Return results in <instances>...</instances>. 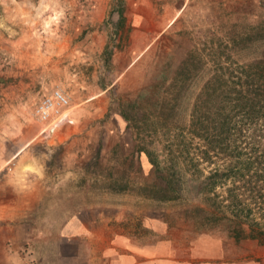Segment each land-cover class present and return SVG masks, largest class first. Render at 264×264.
Segmentation results:
<instances>
[{"label":"rangeland","instance_id":"rangeland-1","mask_svg":"<svg viewBox=\"0 0 264 264\" xmlns=\"http://www.w3.org/2000/svg\"><path fill=\"white\" fill-rule=\"evenodd\" d=\"M12 60H84L69 66L92 74L49 85L34 64L6 92L22 76ZM126 60L134 61L125 68ZM251 60H264V0H0V90L25 96L8 107L0 243L82 254L91 235L95 249L136 255L209 259L223 249L239 264L264 256V245L227 235L226 209L202 192L206 173L190 172L182 157L175 169L171 162L176 144L193 157L187 129L204 82ZM52 89L68 105L43 136L32 108Z\"/></svg>","mask_w":264,"mask_h":264},{"label":"trees","instance_id":"trees-1","mask_svg":"<svg viewBox=\"0 0 264 264\" xmlns=\"http://www.w3.org/2000/svg\"><path fill=\"white\" fill-rule=\"evenodd\" d=\"M117 15L121 23L122 7ZM216 72L191 108L187 130L196 140L193 157L186 159L189 148L176 144L172 166L182 157L190 172H205L202 192L213 193L212 200L226 209L220 215L232 224L227 235L264 245V151L258 149L264 148V60L232 62L226 75Z\"/></svg>","mask_w":264,"mask_h":264},{"label":"crops","instance_id":"crops-1","mask_svg":"<svg viewBox=\"0 0 264 264\" xmlns=\"http://www.w3.org/2000/svg\"><path fill=\"white\" fill-rule=\"evenodd\" d=\"M170 22L171 21H169V23ZM97 37L98 43L102 45L104 41L103 37L101 35H98ZM82 61L84 60H12V63L15 62V67L20 68L22 76L21 78L15 77L12 81H16V83L8 85V90L6 92H9V87L14 86L15 88L17 81H24L27 78V74L29 78V75L33 74L32 69H35V67H37L35 75H38V73L40 75L42 74L41 67L44 69L43 71L45 74L48 73L50 78L47 80L48 82H51L49 85L54 82L58 84L57 80H68L70 79V75L76 76V78L84 84L86 79L91 78L92 73L85 71L87 68H84V71H81L78 67L71 68L69 66L72 63H82ZM110 61V64L114 65L117 60ZM133 61L134 60H126V62H124V65H126L125 68ZM34 64L38 65L34 67ZM89 64L90 61L86 63V65ZM30 70L31 72H29ZM45 77L46 76L41 78V76H39L37 82H40V79H45ZM84 88L87 89V86H84ZM4 89L5 88L0 90V170L8 166V107H18L19 104H23L22 101L25 97L21 92L15 94L14 97L5 96ZM105 89L106 86L101 88V92ZM88 98L84 99V101ZM69 122L74 123L72 120ZM15 124L22 125L20 129H23V123L20 122L18 118L15 121ZM28 128L29 127H25L24 130H28ZM4 205L6 206V204ZM162 231L165 232L164 230ZM5 238L6 237H1L3 242L0 243V264H239L233 263V260L223 257L225 254L223 249L219 250L217 257L215 256L209 259L189 256L190 254L186 251L185 256H182V258L176 257L175 254H166L165 252L157 255L148 251L141 253L139 251L136 255L137 250L135 249H95L92 247L93 238L91 235H88L86 238L88 249L85 253L77 254L75 250L73 252L66 253L61 249H8V243L5 242ZM234 253L235 252H232V255L236 256ZM229 255H231L230 251ZM240 264H264V256H251Z\"/></svg>","mask_w":264,"mask_h":264},{"label":"built area","instance_id":"built-area-1","mask_svg":"<svg viewBox=\"0 0 264 264\" xmlns=\"http://www.w3.org/2000/svg\"><path fill=\"white\" fill-rule=\"evenodd\" d=\"M67 105V97L58 89H52L37 99L32 108V115L37 121L45 124L40 130L43 136L50 134L56 125L65 120L64 111Z\"/></svg>","mask_w":264,"mask_h":264},{"label":"bare ground","instance_id":"bare-ground-1","mask_svg":"<svg viewBox=\"0 0 264 264\" xmlns=\"http://www.w3.org/2000/svg\"><path fill=\"white\" fill-rule=\"evenodd\" d=\"M50 134L48 133V135L47 136H49Z\"/></svg>","mask_w":264,"mask_h":264}]
</instances>
